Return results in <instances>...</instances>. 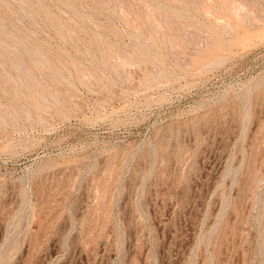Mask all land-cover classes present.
<instances>
[{
    "label": "rangeland",
    "instance_id": "rangeland-1",
    "mask_svg": "<svg viewBox=\"0 0 264 264\" xmlns=\"http://www.w3.org/2000/svg\"><path fill=\"white\" fill-rule=\"evenodd\" d=\"M0 264H264V0H0Z\"/></svg>",
    "mask_w": 264,
    "mask_h": 264
}]
</instances>
